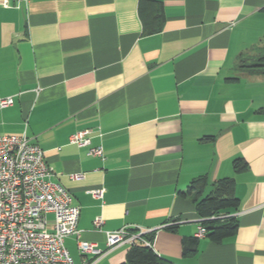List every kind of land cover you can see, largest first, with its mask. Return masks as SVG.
<instances>
[{
  "label": "crops",
  "instance_id": "1",
  "mask_svg": "<svg viewBox=\"0 0 264 264\" xmlns=\"http://www.w3.org/2000/svg\"><path fill=\"white\" fill-rule=\"evenodd\" d=\"M262 46L264 0H0V97H14L0 133L26 132L45 151L81 208L80 238L104 251L93 264L126 261L131 245L106 235L124 226L155 230L175 264H264V74L237 66ZM84 129L104 158L70 142ZM202 176L235 179L239 227L184 256L201 218L179 191ZM77 240L65 239L74 263L94 259Z\"/></svg>",
  "mask_w": 264,
  "mask_h": 264
},
{
  "label": "built area",
  "instance_id": "2",
  "mask_svg": "<svg viewBox=\"0 0 264 264\" xmlns=\"http://www.w3.org/2000/svg\"><path fill=\"white\" fill-rule=\"evenodd\" d=\"M30 1V0H11ZM14 103V97H0V106ZM90 130L73 133L70 142L87 147L88 154L104 158L102 145H91ZM52 167L45 151L26 132L0 133V264H75L65 244L66 237L78 235V248L83 256L92 254L94 259H85L84 264H93L104 253L96 242L80 238L78 227L81 208L75 203L68 188L51 180ZM83 173H75L81 179ZM104 187L89 190L100 198ZM54 213L55 222L49 228L47 214ZM225 215L221 216L224 217ZM104 219L97 216L95 227H101ZM152 230L130 229L126 226L106 231L107 244L133 245L142 241L151 245L144 237ZM206 235L200 224L197 237Z\"/></svg>",
  "mask_w": 264,
  "mask_h": 264
},
{
  "label": "trees",
  "instance_id": "3",
  "mask_svg": "<svg viewBox=\"0 0 264 264\" xmlns=\"http://www.w3.org/2000/svg\"><path fill=\"white\" fill-rule=\"evenodd\" d=\"M254 54H242L237 66L251 74H264V46L257 47ZM248 163L242 158L234 162L236 172L246 169ZM179 194L189 198L196 206L200 215V223L206 228V236L214 241L234 235L239 227L238 220L229 214V209H237L240 199L235 193V179L232 177L222 178L209 183L206 176L192 181L185 190ZM225 215L224 217H221ZM175 230L176 223L166 224L164 228ZM156 231L145 233L144 237L151 241L146 245L137 241L131 245L126 261L122 264H175L170 259L159 255L153 247ZM198 237H191L183 244L184 256H189L197 249Z\"/></svg>",
  "mask_w": 264,
  "mask_h": 264
}]
</instances>
